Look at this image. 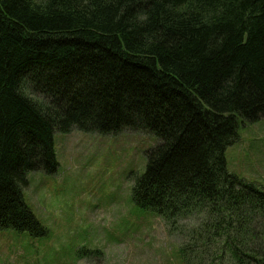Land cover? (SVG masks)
<instances>
[{"label": "trees", "instance_id": "obj_1", "mask_svg": "<svg viewBox=\"0 0 264 264\" xmlns=\"http://www.w3.org/2000/svg\"><path fill=\"white\" fill-rule=\"evenodd\" d=\"M264 116V0H0V228L43 234L30 171L55 132L159 137L132 189L184 264H264V185L228 168Z\"/></svg>", "mask_w": 264, "mask_h": 264}, {"label": "rangeland", "instance_id": "obj_2", "mask_svg": "<svg viewBox=\"0 0 264 264\" xmlns=\"http://www.w3.org/2000/svg\"><path fill=\"white\" fill-rule=\"evenodd\" d=\"M230 171L264 185V116L240 117ZM58 169L30 171L23 196L43 234L0 228V264H184L182 236L132 197L159 142L150 131L73 127L54 135Z\"/></svg>", "mask_w": 264, "mask_h": 264}]
</instances>
